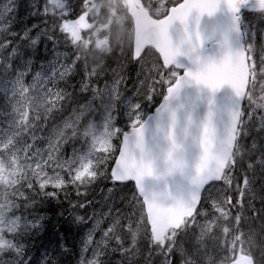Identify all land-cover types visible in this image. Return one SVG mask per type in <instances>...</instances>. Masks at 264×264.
<instances>
[{"label": "snow or ice", "instance_id": "snow-or-ice-1", "mask_svg": "<svg viewBox=\"0 0 264 264\" xmlns=\"http://www.w3.org/2000/svg\"><path fill=\"white\" fill-rule=\"evenodd\" d=\"M21 7L0 0V264H264V0ZM51 202L78 251L64 211L38 247Z\"/></svg>", "mask_w": 264, "mask_h": 264}, {"label": "trees", "instance_id": "trees-1", "mask_svg": "<svg viewBox=\"0 0 264 264\" xmlns=\"http://www.w3.org/2000/svg\"><path fill=\"white\" fill-rule=\"evenodd\" d=\"M21 14H22V12H21ZM23 15H26V13L23 14ZM27 22H28V20L25 23H27ZM47 47H50V45H48L47 43H45V45L42 46V48H41L42 54H47V53H45V48H47ZM98 193L99 192L97 191V193L95 194V196L93 198L94 199V203L92 205L88 206L86 209L78 210L77 211V215H82V216H85L87 218V213H90L91 210L94 208V206L97 203V194ZM102 195L103 194H101L100 197H99V199L102 197L101 198L102 201L100 203L98 202V205L99 204L101 205V204L105 203ZM98 205L96 206V208L94 210H95V212H97V215L99 214V217H100L101 214L107 212V210H105L106 205H104V207H101V206L99 207ZM257 206H259V204ZM65 209H68V205H67L66 202L64 203L63 207H58L56 202H51V203H46L43 206L42 211H43V213L47 212L46 214L48 216L52 217L53 221L49 225V228H52V225H56V227H60V225L57 223V220L59 219V217L57 216V213H59L61 211H64L65 212V217H64L63 228L61 229V232L64 233V235L66 236L68 244L70 245V246L67 245L69 247V249H71L72 245H76L79 248V243H80V240L82 239V233L84 231H86L87 228H84L82 226L78 227L77 225L72 224L70 222L71 221V217L68 214L71 211V209H68V211H65ZM48 211H49V213H48ZM88 211H90V212H88ZM90 222L91 221H89V223H88L89 226L91 225ZM69 229H70V231H69ZM75 231H77V232H75ZM55 239H56L55 228H52V231H49L47 236L44 237L43 241L38 242V247H39L40 243H43V244H45V246H48V247H54L55 246L54 243L49 245L47 242L49 240H52L54 242ZM78 248H76V250ZM42 255H43V249L42 248L40 249V254L39 255H37L35 250L33 251L34 259L39 260ZM113 258H112L113 259V264H117V262L120 260L119 254H116ZM59 259H61L63 261V264H75V256H72V255L59 257Z\"/></svg>", "mask_w": 264, "mask_h": 264}, {"label": "rangeland", "instance_id": "rangeland-1", "mask_svg": "<svg viewBox=\"0 0 264 264\" xmlns=\"http://www.w3.org/2000/svg\"><path fill=\"white\" fill-rule=\"evenodd\" d=\"M20 2H21V4H22V7H21V12H22V14H21V16L18 18V19H20L23 23H25L28 19H27V16L26 15H23V14H25L29 9H28V5L32 2V0H20ZM34 23H39L40 21L39 20H34L33 21ZM47 43V42H46ZM130 72H131V75L134 77V75H135V73H134V71H131V69H130ZM79 79V77H77V80ZM128 87L129 88H131L132 87V84L131 83H129V85H128ZM99 192V191H98ZM102 193L101 192H99L98 194H97V203H96V205L94 206V208L91 210V212L90 211H88V212H90V213H87V217H92L93 216V214H95V217L94 218H99V214L97 215V212H95V208H96V206L98 205V202L100 203L101 201H102V197L99 199V197H100V195H101ZM103 196V195H102ZM104 205H105V203H103V204H99L98 206L100 207H104ZM105 210H107V206L105 207ZM97 215V216H96ZM88 223H89V221H88ZM90 223H92V221L90 222ZM91 226V225H90ZM102 227H103V224L101 225ZM86 231H87V229H86Z\"/></svg>", "mask_w": 264, "mask_h": 264}, {"label": "bare ground", "instance_id": "bare-ground-1", "mask_svg": "<svg viewBox=\"0 0 264 264\" xmlns=\"http://www.w3.org/2000/svg\"><path fill=\"white\" fill-rule=\"evenodd\" d=\"M45 213H47V212H45ZM48 213H49V211H48ZM57 220V219H56ZM53 221V220H52ZM78 228V227H77ZM75 232H77V231H75ZM49 233V232H48ZM49 237V236H48ZM69 245V244H68ZM70 246V245H69ZM78 248V247H77ZM71 250V249H70ZM78 250V249H77ZM69 259V258H68ZM114 259V258H113ZM72 263V262H71Z\"/></svg>", "mask_w": 264, "mask_h": 264}]
</instances>
